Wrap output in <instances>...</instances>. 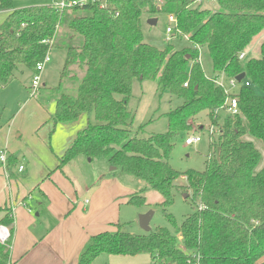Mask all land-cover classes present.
I'll return each mask as SVG.
<instances>
[{
    "label": "trees",
    "instance_id": "trees-1",
    "mask_svg": "<svg viewBox=\"0 0 264 264\" xmlns=\"http://www.w3.org/2000/svg\"><path fill=\"white\" fill-rule=\"evenodd\" d=\"M215 1L214 12L193 0H163L161 6L156 0H108L104 9L89 4L59 12L54 5L14 10L13 0H0V12L8 14L0 25V84H9L19 66L35 73L50 51L65 52L58 86L49 95L55 102L52 120L71 124L84 115L87 123L58 169L79 155L105 160L161 195L160 207L174 229L137 235L118 226L92 236L77 264H93L103 254H145L150 264H264V166L257 171L260 153L241 139L248 135L264 146V42L258 58L238 59L264 30V0ZM158 14L177 18V45L158 49L144 42L142 16ZM183 41L186 46L179 45ZM197 47L206 71L196 63ZM241 73L251 87L236 93L240 115L222 119L216 111L225 96L213 80ZM134 81H154L159 92L181 100L166 115V133H132L127 105ZM200 115L220 133L208 144L204 171L177 173L169 165L173 136L189 132L188 121ZM17 165L10 154L8 171ZM183 176L185 184L178 185ZM174 189L189 190L197 203L180 225L165 212ZM126 204L145 206L146 199L133 193ZM2 224L9 239L0 244V264H11L12 220Z\"/></svg>",
    "mask_w": 264,
    "mask_h": 264
},
{
    "label": "crops",
    "instance_id": "crops-1",
    "mask_svg": "<svg viewBox=\"0 0 264 264\" xmlns=\"http://www.w3.org/2000/svg\"><path fill=\"white\" fill-rule=\"evenodd\" d=\"M7 15L0 12V25ZM250 51L249 46L246 57ZM50 102L55 106L53 100ZM38 105L46 112V119L33 118L28 130L14 126L17 119L13 126L0 129V150L15 155L17 164L25 167L21 174L17 165L5 175L0 165V226L5 227L4 219L12 220L11 264H77L92 236L118 225L119 207L134 188L124 175L113 174L117 168L106 172L103 166L109 167L107 162L103 161L101 169L83 168L80 155L59 170V158L86 127L87 118L83 115L58 127L52 120L55 110ZM27 107L19 115L24 117ZM83 118L85 126L74 131ZM22 136L29 140L21 142ZM74 165L80 166V173L73 174Z\"/></svg>",
    "mask_w": 264,
    "mask_h": 264
},
{
    "label": "rangeland",
    "instance_id": "rangeland-1",
    "mask_svg": "<svg viewBox=\"0 0 264 264\" xmlns=\"http://www.w3.org/2000/svg\"><path fill=\"white\" fill-rule=\"evenodd\" d=\"M61 0H13V9H24L36 5H57ZM157 3V2H156ZM202 9H210L211 11H219V7L215 0H203L201 3ZM199 4V5H200ZM161 6V4L157 3ZM2 16H0L1 18ZM155 19L157 23L155 26H149L147 21L149 20L147 15L142 16L141 30L143 33L144 42L152 45L158 49H163L168 44L177 45L178 41L175 38H169L165 29L167 26L166 15L158 14ZM1 22V21H0ZM264 42V30L256 38L253 39L250 45V52L247 55V59L258 58L260 56V46ZM186 46L185 41L179 42V45ZM50 62L45 65L42 73L40 74V87L38 93L33 95V88L31 82L35 76L34 72H31L25 68L19 66L15 71V78L7 85L0 84V129L5 125L21 126L24 130H28L30 122L35 117L45 116L46 112L38 105L45 104L44 108L55 110V106L52 105L49 99V95L52 94L51 89L56 88L59 83L60 72L65 60V52L61 50H52L49 52ZM202 66L204 70L205 63L202 60ZM45 84V87H42ZM257 94H260L256 91ZM29 105L26 109L25 116L19 115L20 110ZM181 105V100L176 97L170 96L167 92H159L157 90V84L154 81H134L132 85L131 98L128 102L127 108L132 115V133L136 134L139 138H148L152 135L164 134L168 131V122L166 115L173 111L175 108ZM43 106V105H42ZM46 106V107H45ZM39 108V109H36ZM43 110V111H42ZM221 118L226 116L221 113ZM86 119L83 118L79 123L74 126V131H78L85 126ZM188 125L191 126L189 132L178 133L173 136V150L169 159V165L172 170L177 173H186L190 170L202 172L205 170V161L208 155V138L207 131L211 126L205 115H200L194 120H189ZM61 127L62 125H57ZM203 127V131L200 130ZM69 130H72L70 128ZM192 130H199L201 133V142L197 145L187 147L185 140L191 134ZM26 132V131H25ZM54 136V135H53ZM216 138V137H214ZM23 139L29 140V137L22 136ZM243 141L251 142L255 146L256 150L260 153V161L257 166V171L264 166V146L263 144L245 135L241 138ZM14 141H17L14 139ZM22 144V143H21ZM6 150V149H1ZM7 151V150H6ZM10 154V153H9ZM83 161V168H103L106 172L110 171L111 167L103 166L105 160L94 159L92 163L88 162V158L80 155ZM104 161V162H103ZM88 162V163H86ZM105 165V164H104ZM103 166V167H102ZM80 166H73V174H78ZM69 169V168H68ZM114 172V171H113ZM113 174L124 175L128 179L129 183L134 188V193H142L146 199L145 206H129L126 203L119 207V218L117 224L120 230L123 232H129L137 235H144V232L138 223L139 216L148 212H152L153 216L149 223L150 230L156 228H165L171 233H174L173 226L169 220L163 214V209L160 207V203L163 198L157 192L147 188L145 182L136 179L132 176L122 173L119 169ZM185 176L179 179L178 185H184ZM184 195H187L185 198ZM197 203L192 200L191 192L189 190L184 191L181 189L173 190V204L166 209V213L170 215L176 225H180L185 218L196 210ZM118 225H110V232H115L118 229ZM179 236V234H175ZM151 259L149 255H135V256H112V255H100L96 258L93 264H150Z\"/></svg>",
    "mask_w": 264,
    "mask_h": 264
},
{
    "label": "built area",
    "instance_id": "built-area-1",
    "mask_svg": "<svg viewBox=\"0 0 264 264\" xmlns=\"http://www.w3.org/2000/svg\"><path fill=\"white\" fill-rule=\"evenodd\" d=\"M203 0H193L194 4H200ZM108 0H61L57 5H54L55 9H57L59 12H62L66 9H71L73 7H84L89 4L94 5L97 4L100 8L104 9L108 7ZM157 3L163 4V0H156ZM167 20V26L165 29V32L167 35H169L170 38H174L175 34L178 32L177 29V18L169 14L166 16ZM187 39V38H185ZM198 50V56L196 58V63L199 65H202V51L201 48L197 47ZM246 58L245 53H241L238 56V59L240 61H244ZM50 62V56L49 53L45 56L43 61L36 65L35 67V76L32 79L31 86L33 88V95L38 92V89L40 87V74L42 73L44 67L46 64ZM215 86L221 88L223 90V94L225 96V100L222 104V106L216 111L218 115L223 113L226 117L235 118L240 115V109L238 107V100L236 97V93L239 88L241 87H251V84L249 81L246 80V77L240 81L237 82L236 77L225 79L222 74L217 76L213 80ZM187 84H184V87H186ZM200 130L203 131V127L200 128ZM189 136L185 140V145L187 147H191L194 145H197L201 142V133L199 130H192L190 132ZM207 138L208 141L211 142L214 137H217V135L220 133V128L211 125L208 129ZM8 156L9 153L6 150H0V165L3 168V171L5 172V175H7L6 170L8 169ZM25 170V167L23 165H18L17 172L18 174L23 173ZM185 179V178H184ZM9 239V231L6 227L0 226V244H5Z\"/></svg>",
    "mask_w": 264,
    "mask_h": 264
},
{
    "label": "water",
    "instance_id": "water-1",
    "mask_svg": "<svg viewBox=\"0 0 264 264\" xmlns=\"http://www.w3.org/2000/svg\"><path fill=\"white\" fill-rule=\"evenodd\" d=\"M147 23L149 26H155L157 23V19H155V18L149 19L147 21ZM244 78H245V73H241L238 76H236L237 82L242 81ZM88 161H90V159H88ZM115 169H116L115 167H111L110 170L114 171ZM176 186H177V184H176ZM184 197L186 198L187 195H184ZM152 216H153L152 212H148L144 215L139 216V220H138L139 226L146 233L150 231L149 223L152 219Z\"/></svg>",
    "mask_w": 264,
    "mask_h": 264
}]
</instances>
